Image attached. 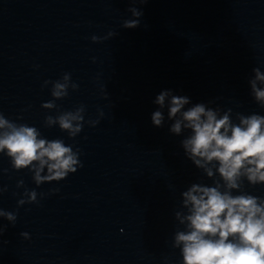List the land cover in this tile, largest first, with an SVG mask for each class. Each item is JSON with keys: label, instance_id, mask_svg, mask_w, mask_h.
Instances as JSON below:
<instances>
[{"label": "water", "instance_id": "obj_1", "mask_svg": "<svg viewBox=\"0 0 264 264\" xmlns=\"http://www.w3.org/2000/svg\"><path fill=\"white\" fill-rule=\"evenodd\" d=\"M130 7L143 13L135 29L122 27ZM255 67L264 72V0H0V112L78 148L83 165L37 186L0 153V208L17 215L15 225L0 218V264H182L172 246L185 228L181 193L212 180L185 157L187 132L170 133L167 108L164 126L152 124L154 100L170 89L186 107L232 108L234 122L236 112L264 115ZM64 73L79 87L59 110L86 109L75 138L46 127L59 113L41 107L53 99L44 82ZM26 189L38 203L18 206ZM245 191L264 197L262 185L245 181Z\"/></svg>", "mask_w": 264, "mask_h": 264}, {"label": "clouds", "instance_id": "obj_2", "mask_svg": "<svg viewBox=\"0 0 264 264\" xmlns=\"http://www.w3.org/2000/svg\"><path fill=\"white\" fill-rule=\"evenodd\" d=\"M131 3H147V0H130ZM132 19H126L122 27L135 29L140 26L142 11L136 7L128 9ZM117 35L109 32L105 37H91L100 42ZM254 78L249 80L254 100L264 108V72L259 67L252 69ZM51 84L53 99L43 103L46 110L56 109L58 115L45 117V126H59L69 138H75L83 129L85 106L74 110L60 111L56 100L64 99L69 88L77 90L79 85L71 81V74L64 73ZM107 97V93H105ZM167 102V103H166ZM158 110L151 115L155 127H163L167 108V119L173 121L169 131L177 136L187 132L180 141L184 155L212 184L192 183L181 193L182 207L186 212L176 211L175 217L184 225L176 231L173 248L179 249L182 264H264V197L245 191V181L250 186H264V115H245L228 108L221 114L219 107L208 104L190 105L187 96L174 95L172 90H162L155 98ZM104 113L99 112L102 117ZM18 119H22L18 118ZM99 119L87 123L95 127ZM0 153L6 155L14 170L28 169L33 173L37 186L52 181H61L82 167L80 151L74 150L63 139L49 140L39 129L26 123L7 119L0 112ZM23 186L19 181L17 187ZM0 189V192L6 191ZM53 191H58L54 189ZM17 203H38L35 190H25ZM41 196L43 194H40ZM0 218L15 225L17 215L0 208ZM7 226H0V235ZM24 238L29 234L21 233Z\"/></svg>", "mask_w": 264, "mask_h": 264}]
</instances>
